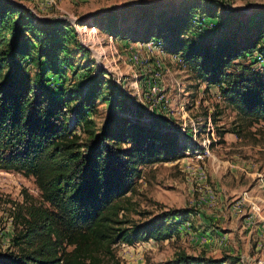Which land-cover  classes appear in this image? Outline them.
<instances>
[{
    "label": "trees",
    "instance_id": "trees-1",
    "mask_svg": "<svg viewBox=\"0 0 264 264\" xmlns=\"http://www.w3.org/2000/svg\"><path fill=\"white\" fill-rule=\"evenodd\" d=\"M174 1L126 4L89 17L118 35L120 21L135 15V41L156 39L180 53L241 116L264 122V69L254 66L257 59L233 67L256 52L264 59V9L243 21L233 10L218 11L216 0ZM34 18L22 5L0 0V169L34 176L51 207H27L12 237L15 249L0 250V264H107L113 243L178 233L188 210L166 209L130 226L120 211L141 166L182 156L186 133L171 119L144 113L115 84L103 93V69L77 83L79 93L67 86L61 65L69 24ZM99 98L110 116L96 128L90 113ZM228 256L182 254L176 261L221 264Z\"/></svg>",
    "mask_w": 264,
    "mask_h": 264
},
{
    "label": "rangeland",
    "instance_id": "rangeland-1",
    "mask_svg": "<svg viewBox=\"0 0 264 264\" xmlns=\"http://www.w3.org/2000/svg\"><path fill=\"white\" fill-rule=\"evenodd\" d=\"M11 1L29 10L34 19H61L69 24L70 39L65 41L61 65L67 86L76 87L79 93L83 88L77 83L103 69L99 83L103 93L115 84L144 113L171 119L187 135L182 156L141 166L133 188L121 199L120 218L126 220L125 226H130L176 208L188 210L189 220L166 239L136 238L131 244L113 243L114 256L107 264H184L176 261L182 254L212 258L230 255L221 264H258L260 255L264 259V219L260 223V248L257 239L246 236L241 229L244 219L246 225L251 222L250 195L264 197V122L241 116L221 95L218 85L197 77L175 58L176 52L162 49L161 53L150 54L144 64L133 63L131 50L138 48L146 55L143 42L133 39L135 15L126 22L120 21L122 31L118 35L108 33L89 17L101 11L119 10L126 4L148 5L155 0ZM216 1L220 5L218 11L233 10L242 15L243 21L258 17L256 12L264 9V0ZM179 3L180 0L174 1L177 6ZM156 57L163 60L158 78L160 90L151 95L147 80L154 76ZM253 60L255 67L264 69V59L257 52L236 60L233 67ZM30 70L33 72L34 68ZM90 114L96 128L110 116L100 98ZM205 148L209 154L200 158L198 155ZM245 165L248 168L238 170V177L234 176L236 168ZM257 203L264 209V198ZM31 204L51 207L34 176L0 169L1 251L15 249L12 237ZM215 228L222 234L218 235Z\"/></svg>",
    "mask_w": 264,
    "mask_h": 264
},
{
    "label": "built area",
    "instance_id": "built-area-1",
    "mask_svg": "<svg viewBox=\"0 0 264 264\" xmlns=\"http://www.w3.org/2000/svg\"><path fill=\"white\" fill-rule=\"evenodd\" d=\"M142 44L146 47V55H143V53H141L138 48L131 50L130 57L133 63L144 64L146 63V60L148 59V56L150 54H153L155 51H159L161 53L163 49L161 42L156 39H149L148 41L143 42ZM175 58L177 60H180L181 62L183 61L182 55L180 53H176ZM154 65V67L156 68L154 76L147 80V90L151 95L157 93L160 90L158 78L160 76L159 71L162 69L163 66V60L160 57H156L154 59ZM207 154H209V150L205 148L201 150V154H199L198 156L200 158H203ZM256 260L258 264H264V259L261 255Z\"/></svg>",
    "mask_w": 264,
    "mask_h": 264
},
{
    "label": "crops",
    "instance_id": "crops-1",
    "mask_svg": "<svg viewBox=\"0 0 264 264\" xmlns=\"http://www.w3.org/2000/svg\"><path fill=\"white\" fill-rule=\"evenodd\" d=\"M247 166L246 165L239 166L238 168H236V170L233 172L234 176L238 177V170H243V168L246 169L248 168ZM250 196H251V198L249 197L251 202V205L249 206L250 218L248 220H250L251 222H249L246 225L244 224V222L247 223V220L244 219L241 225V229L245 230L246 236H252L254 240L257 239L256 242L258 243L257 247L260 248L262 246V240H263V238L261 237L262 227L260 226V223L264 219V209L261 204L257 203V201L258 199H263L264 197L262 195L256 196L255 194H252ZM246 204L247 203H245V205ZM215 231L217 232L218 235L222 234V232H220L218 228H215Z\"/></svg>",
    "mask_w": 264,
    "mask_h": 264
}]
</instances>
